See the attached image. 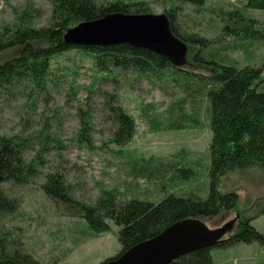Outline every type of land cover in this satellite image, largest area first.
<instances>
[{
  "label": "trees",
  "instance_id": "trees-1",
  "mask_svg": "<svg viewBox=\"0 0 264 264\" xmlns=\"http://www.w3.org/2000/svg\"><path fill=\"white\" fill-rule=\"evenodd\" d=\"M48 2L51 14L48 24L43 27H34L32 13L22 9L15 13L14 22L0 25V95L17 97L30 91L28 96L33 101L39 96L47 98L48 82L54 75L53 60L72 50L90 55L96 73L105 72L112 80H116L119 71L134 72L141 77L153 76L158 80L168 74L175 86L185 90V95L171 102L168 107V126L172 129L175 128V123L170 118L182 114L193 119V125L199 126L201 105L206 101L205 113L211 130V183L206 196L196 192L184 195L171 192L159 202L138 198L141 194H135L131 198L124 193V199L121 200L117 188H101L98 198L88 203L75 196L66 176L59 169L54 168L46 174L43 172L44 157L49 150L46 144L50 139H40L39 151L28 159L30 140L26 136L0 133V167L4 176L0 182V264H54L41 260L34 249L28 246L27 229L20 225L27 214L21 202L32 188H38L40 194L49 200L56 216L86 224L84 232L67 229L73 234L75 244L110 230V222L117 225L121 249L109 259L118 258L134 245L155 237L175 222L186 218L205 220L204 218H214L234 209L239 195L235 190L222 192L219 187L221 188L223 179L248 168L264 170V78L259 68L238 66V62L231 58V54L241 48L235 44L234 39L228 40L227 34L223 38L210 37L209 33L215 34L217 30L220 33L218 21L211 19L206 27L200 28L202 21L198 17L184 14V5L194 6L197 10L206 4V0H164L167 3L164 13L170 18L174 34L188 43L191 56L204 70L207 69L204 66L213 69L206 79L195 72H181L178 70L180 68L173 66L162 55L128 43L89 47L65 43L67 29L80 22L95 20L113 12H151L150 4L145 1ZM168 2L171 3L170 6ZM173 2L177 4L173 5ZM245 7L264 9V0H246ZM227 15L232 20L231 27H236L233 32L231 30L232 34L244 36V44L253 35L255 38H264V33L259 30H253L252 36L250 32L244 33V25L249 23V26H255V19L242 14L238 9L222 15V19ZM220 52L224 54L220 56ZM205 56H209L211 61L205 59ZM253 59L254 57H248L247 61ZM228 63L233 65H226ZM115 98L117 95L112 94V102L108 101L117 124L112 140L116 145L123 146L134 137L135 120L125 109L115 105ZM150 107L152 114L155 106ZM151 114L147 112L146 116ZM90 117L91 112L85 111L80 118L82 133L85 135L88 133ZM151 124L157 128L160 122L154 118ZM133 163V190H141L139 179L147 180L146 183L150 184L154 179L163 185L165 180H173L174 176L168 178L169 173L173 175L170 166L161 160L155 163ZM155 164L159 165L154 168ZM43 176L44 180H41ZM13 188H18L19 193H12ZM55 207L63 210L58 211ZM258 212L264 214V205ZM251 221L252 218L241 216L233 233L216 246L228 248L240 243L264 244V234L257 231ZM211 248L191 252L171 264H213Z\"/></svg>",
  "mask_w": 264,
  "mask_h": 264
},
{
  "label": "rangeland",
  "instance_id": "rangeland-1",
  "mask_svg": "<svg viewBox=\"0 0 264 264\" xmlns=\"http://www.w3.org/2000/svg\"><path fill=\"white\" fill-rule=\"evenodd\" d=\"M108 1H145L151 6V12L146 13L154 14L164 13L167 5L164 0ZM176 4L173 2V5ZM245 5L246 0H206V4L197 10L194 6L184 5L183 12L198 17L202 21L200 28L206 27L211 19L218 21L220 33H217L218 30L215 34L209 33L210 37L223 38L227 34L228 40L234 39L235 44L241 46L231 54L238 66L262 67L264 38H255L252 34L253 30L264 33V9L247 8ZM21 9L32 13L34 27L48 24L51 14L48 0H0V25L14 22L15 13ZM236 9L256 21L255 26L247 23L243 27L244 33L250 32L252 36L248 42L245 40V44L244 36L232 34L236 27H231L230 15L222 19V15ZM220 54L222 56L224 52ZM191 55L189 51L186 64L178 70L195 72L203 76V79L210 76L213 69L204 66L207 68L204 70ZM248 57H254L253 61H247ZM205 59L211 61L209 56H205ZM93 63L90 55L72 50L53 60L54 75L48 82L47 98L39 96L33 101L28 96L30 91L17 97L1 94L0 133L26 136L30 140L28 159L39 151L40 139H50L46 144L49 150L44 157L43 172L46 174L54 168L59 169L66 176L75 196L88 203L98 198L101 188H117L121 200L124 199L122 193L131 198L141 194L138 198L153 202L161 201L171 192L178 195L196 192L206 196L211 183V130L205 113L206 101L201 105L199 126L193 125V119L182 114L170 118L175 123L172 129L168 126V107L171 102L184 96L185 90L175 86L168 74L158 80L153 76L141 77L134 72L119 71L116 80H112L105 72L97 74ZM112 94L117 95L115 105L125 109L135 120L134 137L123 146L116 145L112 140L117 129L109 107ZM151 105L155 106L152 114ZM85 111L91 112L88 133L84 132L86 135L82 133L80 123ZM147 112L151 116L147 117ZM190 116L195 118L194 115ZM154 118L160 122L157 128L151 124ZM159 160L170 166L173 175L169 173L168 178L174 176L173 180H165L163 185L158 184V180L153 179L150 184L146 183L147 180L139 179L141 190H133V162L155 163ZM41 180H44V176ZM219 189L222 192L235 190L239 195L237 206L217 217L204 218L203 221L210 228H216L237 216H246L252 218L251 224L264 234V214L258 212L264 205V170L253 167L237 171L225 177ZM12 193H19V189L13 188ZM21 203L27 211L26 219L20 225L27 229L28 246L44 262L101 264L116 256L121 249L119 227L113 222H110V230L75 244L73 234L67 229L84 232L86 224L56 216L49 200L40 194L38 188L28 190ZM236 225L237 222L228 236L233 233ZM211 254L213 264H264V244L259 242L240 243L228 248L214 246Z\"/></svg>",
  "mask_w": 264,
  "mask_h": 264
},
{
  "label": "water",
  "instance_id": "water-1",
  "mask_svg": "<svg viewBox=\"0 0 264 264\" xmlns=\"http://www.w3.org/2000/svg\"><path fill=\"white\" fill-rule=\"evenodd\" d=\"M64 40L66 44L86 47L128 43L156 52L178 68L186 64L189 52L188 43L172 31L166 13H109L68 28ZM3 179L0 167V182ZM239 217L216 228H210L202 219L186 218L103 264H171L191 252L219 244Z\"/></svg>",
  "mask_w": 264,
  "mask_h": 264
},
{
  "label": "flooded vegetation",
  "instance_id": "flooded-vegetation-1",
  "mask_svg": "<svg viewBox=\"0 0 264 264\" xmlns=\"http://www.w3.org/2000/svg\"><path fill=\"white\" fill-rule=\"evenodd\" d=\"M259 68L260 70H262V76H263V73H264V65H262V67H257Z\"/></svg>",
  "mask_w": 264,
  "mask_h": 264
}]
</instances>
